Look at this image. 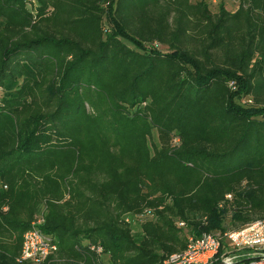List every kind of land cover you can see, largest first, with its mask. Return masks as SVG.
Instances as JSON below:
<instances>
[{
    "label": "trees",
    "instance_id": "16d2710c",
    "mask_svg": "<svg viewBox=\"0 0 264 264\" xmlns=\"http://www.w3.org/2000/svg\"><path fill=\"white\" fill-rule=\"evenodd\" d=\"M3 83L0 264L42 210L48 264H160L239 186L233 229L264 218V0H0Z\"/></svg>",
    "mask_w": 264,
    "mask_h": 264
},
{
    "label": "built area",
    "instance_id": "2783aa9c",
    "mask_svg": "<svg viewBox=\"0 0 264 264\" xmlns=\"http://www.w3.org/2000/svg\"><path fill=\"white\" fill-rule=\"evenodd\" d=\"M146 217L154 219L149 210L136 215H124L129 225L135 220L144 221ZM43 223L42 210L23 234L19 261L48 264L54 257L58 249L57 240L40 228ZM176 226L182 228L184 222H178ZM185 242L183 250L164 258L160 264H264V218L232 230H200L197 234H189ZM96 251L100 253L101 248L97 247Z\"/></svg>",
    "mask_w": 264,
    "mask_h": 264
},
{
    "label": "rangeland",
    "instance_id": "374dc122",
    "mask_svg": "<svg viewBox=\"0 0 264 264\" xmlns=\"http://www.w3.org/2000/svg\"><path fill=\"white\" fill-rule=\"evenodd\" d=\"M192 2L196 1H203L208 4V8L211 12H217L219 9V5L222 4L224 8L230 12H234L239 5V0H191ZM108 21L107 19L104 20V26H108ZM109 27V26H108ZM107 28V27H106ZM128 45L131 46L130 43L127 42ZM155 46L157 50L165 51L166 46L160 45V44H155L152 45ZM8 80V85L11 83L9 79ZM5 83V82H4ZM4 83L0 85V97L2 94L5 93V88H4ZM230 88L233 91V93H236V96L234 98L235 103L247 107H254L256 105L253 97L250 94H244L243 92H240L242 88V83L238 82L237 80H231L230 83ZM264 98V95L262 96ZM259 104H264V103H259ZM152 141L157 142V137H156V131H153V136H152ZM241 186L236 187L232 192L224 194L223 198L220 200L218 203L217 207L214 209L215 211L213 212L214 216V221L216 224H218L220 227L215 226L214 228H220L223 230H232L234 228L233 221H234V214L242 209L244 207V199H243V194L241 192ZM243 199V200H242ZM167 202L171 203L170 199L167 200ZM192 218H201L202 221L198 224L200 227L205 226L209 223L208 215L202 214V212H199V209H195L193 212ZM148 215L147 217H149ZM154 216V215H153ZM146 217V218H147ZM155 218V217H154ZM183 220L181 219H175V223L177 224L178 222H182ZM199 221V219H198ZM253 221V220H252ZM184 222V221H183ZM247 223V222H246ZM245 224V223H244ZM130 225L132 227L133 233L140 235V222L137 220L130 222ZM197 227L195 224H188L187 222H184V226L181 228L182 233L181 236L186 238L188 237L189 234H197V231H195ZM199 231V230H198ZM102 260L106 263L108 262L109 258L108 255L105 254L102 256Z\"/></svg>",
    "mask_w": 264,
    "mask_h": 264
}]
</instances>
